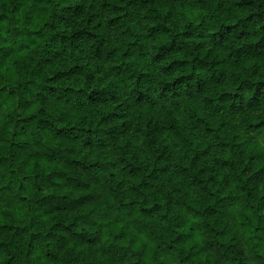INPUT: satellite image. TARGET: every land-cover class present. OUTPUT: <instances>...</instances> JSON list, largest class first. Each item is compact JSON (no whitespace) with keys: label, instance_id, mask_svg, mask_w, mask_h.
I'll list each match as a JSON object with an SVG mask.
<instances>
[{"label":"clouds","instance_id":"9594fccd","mask_svg":"<svg viewBox=\"0 0 264 264\" xmlns=\"http://www.w3.org/2000/svg\"><path fill=\"white\" fill-rule=\"evenodd\" d=\"M0 264H264V0H0Z\"/></svg>","mask_w":264,"mask_h":264}]
</instances>
